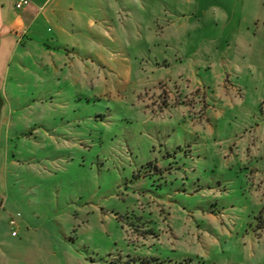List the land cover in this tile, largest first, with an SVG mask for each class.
Wrapping results in <instances>:
<instances>
[{
	"label": "rangeland",
	"instance_id": "374dc122",
	"mask_svg": "<svg viewBox=\"0 0 264 264\" xmlns=\"http://www.w3.org/2000/svg\"><path fill=\"white\" fill-rule=\"evenodd\" d=\"M133 8L13 71L0 264H264V0Z\"/></svg>",
	"mask_w": 264,
	"mask_h": 264
},
{
	"label": "crops",
	"instance_id": "0c3cea01",
	"mask_svg": "<svg viewBox=\"0 0 264 264\" xmlns=\"http://www.w3.org/2000/svg\"><path fill=\"white\" fill-rule=\"evenodd\" d=\"M17 1L0 0V91L4 95L9 92L13 71L21 74L22 70H29L26 65L29 58H34L32 63H36L37 69L49 80L67 77L82 69V59L70 56L67 51L69 44L63 40V36L69 30H78L82 25L98 29L99 23L125 25V22H116L111 17L115 12L125 14L128 17L127 23L131 24V14L137 11H133L136 9L133 7L140 2L30 0L18 9L15 6ZM142 6L146 12L148 5L142 3ZM161 8L164 9L163 3ZM112 12L113 15H110ZM68 16H71L70 19Z\"/></svg>",
	"mask_w": 264,
	"mask_h": 264
},
{
	"label": "built area",
	"instance_id": "2783aa9c",
	"mask_svg": "<svg viewBox=\"0 0 264 264\" xmlns=\"http://www.w3.org/2000/svg\"><path fill=\"white\" fill-rule=\"evenodd\" d=\"M30 0H18L15 4L16 8L20 9L24 5L28 4ZM21 216V213L18 212L16 215L12 216L10 219V225L12 226V229H15L18 226V218ZM14 236L17 234V228L12 232Z\"/></svg>",
	"mask_w": 264,
	"mask_h": 264
},
{
	"label": "water",
	"instance_id": "95a60500",
	"mask_svg": "<svg viewBox=\"0 0 264 264\" xmlns=\"http://www.w3.org/2000/svg\"><path fill=\"white\" fill-rule=\"evenodd\" d=\"M3 103H4V101H3L2 94H1V91H0V117H1V108L3 106Z\"/></svg>",
	"mask_w": 264,
	"mask_h": 264
}]
</instances>
